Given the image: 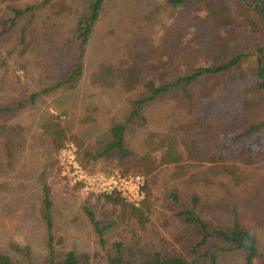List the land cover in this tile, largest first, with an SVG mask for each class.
Segmentation results:
<instances>
[{
	"label": "trees",
	"instance_id": "trees-1",
	"mask_svg": "<svg viewBox=\"0 0 264 264\" xmlns=\"http://www.w3.org/2000/svg\"><path fill=\"white\" fill-rule=\"evenodd\" d=\"M54 1L0 0V38H14L18 30L19 36L15 38L21 46L18 53L21 57L29 55V49L34 47L43 49L42 56H49L43 46L56 39V24L51 15L40 22V27L37 24L43 11L49 14ZM90 1L88 16L73 22L71 37L62 42L63 46L73 41L81 43L77 66L62 79L45 80L49 76L44 75L45 81L38 82L37 90L21 100L4 102L0 92V169L5 171L14 167L20 151L25 150V138L29 142L48 143L47 148L55 153L72 142L77 149V162L87 174L144 177L145 199L138 208L119 195H101L107 203L121 205L123 210L135 213L131 215L137 216L139 223L149 220L144 217V212L149 210L147 178L162 168L168 169V199L174 206L184 207L183 212L174 214L184 226L183 233L174 239L178 248L167 244L171 249L163 246L166 248L154 250L142 261L133 262L124 259L119 253L121 245L116 244L118 253L116 258L109 259L111 264H218L217 255L207 252L213 241L218 243L215 246L217 254L231 253L237 258L242 257V264H264V246L260 249L255 234L247 228L239 213L241 203L254 195L264 194V43L253 53H248V49H233L241 35L244 18L241 19L237 8L229 3L235 2V5L257 12V0H167L168 9L175 13L201 4L202 9L191 17L189 25L196 27L206 23L218 29L204 44L213 49L214 63L198 65L173 82L163 80V76L155 80L156 68L153 67L156 62L153 64L152 59L142 58L140 63L134 57L122 58L120 62L108 58L100 60L91 73V81L85 82L84 87L100 93L112 92L118 97L137 93V97L127 98L129 109L124 121L106 128L97 124L96 110H91L83 122L93 125L102 140L93 147L86 146L77 136L67 134L68 128L61 124L62 115L50 111L36 116L32 135L28 127L8 124L19 111L33 109L39 106V100L57 92L75 102L74 96H69L71 91L64 88L84 74V47L89 44L109 0ZM37 28L43 33L35 34ZM15 53L16 50L11 49L6 55ZM23 60L26 62L18 63L15 72L27 74L30 62ZM7 65L0 57V74L7 71ZM156 103L166 107L187 106V114L178 119L181 126L173 129L170 124H164L161 130L150 129L143 111ZM139 132L143 135L138 144L141 155L130 149L131 140ZM124 155L126 159H120ZM182 199L188 203L182 205ZM42 203L45 207L43 219L50 226L51 202L47 188H44ZM48 248L49 256L44 264H85L73 252L57 259L51 236ZM0 264L18 263L0 254Z\"/></svg>",
	"mask_w": 264,
	"mask_h": 264
},
{
	"label": "rangeland",
	"instance_id": "rangeland-1",
	"mask_svg": "<svg viewBox=\"0 0 264 264\" xmlns=\"http://www.w3.org/2000/svg\"><path fill=\"white\" fill-rule=\"evenodd\" d=\"M90 2L55 0L49 14L46 15L43 11L42 16L38 17V27L41 26L40 22L48 19H45L48 15H51L56 24V39L51 45L47 43L43 46L52 56L44 57L43 49L34 47L29 49V55L21 57L18 54L21 46L15 38L19 36L18 30L15 31L14 38H0V57L8 64L7 71L0 74V92L4 102L28 97L37 90L38 82L62 79L69 70L77 66L81 43L73 41L70 45L63 46L62 42L71 37L73 22L88 16ZM229 3L237 8L241 19L244 18L241 35L234 42L233 49L242 48L248 49V53L255 52L264 43V27L258 11L235 5V2ZM201 9L202 5L197 4L175 13L176 11L168 9L167 0L107 1L89 44L84 47V74L74 84L64 88L71 91L69 96H74L75 102L57 92L39 100V106L19 111L10 118L8 124L28 127L32 135L36 116L43 111H50L55 115H62L61 124L68 128L67 134L82 139L86 146L93 147L94 144L101 143L102 140L98 137L99 133L95 132L94 126L84 123L83 120L88 118L87 115L94 108L96 122L101 128L123 122L129 109L127 98L135 99L137 93H126L125 96L118 97L112 92L100 93L85 88V82L91 81L95 66L105 58L120 62L122 58L129 60L134 57L137 63H140L142 58L152 59L153 64L156 62L153 67L156 68L155 80L158 81L163 76V80L173 82L198 65L213 64L214 51L204 44L218 29L206 23L196 27L188 23ZM34 33L43 32L37 28ZM198 47L200 49H197ZM11 49H15L17 54L7 56L6 52ZM23 59H29L30 62L27 74L23 71L15 72L18 63L26 62ZM44 75L49 78L44 80ZM143 77L149 78L144 74ZM187 112V106L166 107L156 103L144 109L143 117L148 120L150 129L161 130L164 124H170L174 129L181 126L182 123L178 119ZM142 138V132H139L130 142V149L135 154H142L138 145ZM25 140V150L22 153L20 151L19 160L14 167L5 171L0 169L1 255L10 257L18 264H44L49 256L50 236L53 253L57 259L73 252L85 264H111L109 259L117 257L116 244L121 245L119 253L124 259L133 262L142 261L154 250L170 248L167 244L178 248L179 245L174 239L183 233L184 226L182 227L183 222L181 223L174 214L183 212L184 207H176L168 199V169L162 168L147 178L149 210L144 212V217L149 220L139 223L137 216L132 217L135 213L123 210L121 205L107 203L100 194L86 190L84 184L74 182L65 174L62 165L65 156H62L61 152L64 149H73L76 154L74 143L69 142L64 149L55 153L47 148L48 143L29 142L26 138ZM120 159H126V156H121ZM95 174L101 173L92 175ZM44 188H47L51 202L50 226L43 219ZM181 202L182 205L188 203L185 199ZM239 213L247 228L255 234L262 249L264 194L254 195L244 204L241 203ZM160 240H163L161 244ZM217 245L218 243L213 241L210 245L212 248L207 252L217 255L218 264H242V257L237 258L231 253L217 254Z\"/></svg>",
	"mask_w": 264,
	"mask_h": 264
},
{
	"label": "built area",
	"instance_id": "built-area-1",
	"mask_svg": "<svg viewBox=\"0 0 264 264\" xmlns=\"http://www.w3.org/2000/svg\"><path fill=\"white\" fill-rule=\"evenodd\" d=\"M64 172L74 182L85 185V189L100 195H119L126 202L139 206L145 199V180L140 175H120L118 173L106 177L101 174L88 175L79 166L75 150L65 149L61 152Z\"/></svg>",
	"mask_w": 264,
	"mask_h": 264
},
{
	"label": "water",
	"instance_id": "water-1",
	"mask_svg": "<svg viewBox=\"0 0 264 264\" xmlns=\"http://www.w3.org/2000/svg\"><path fill=\"white\" fill-rule=\"evenodd\" d=\"M257 11L261 20V23L264 27V0H257Z\"/></svg>",
	"mask_w": 264,
	"mask_h": 264
}]
</instances>
